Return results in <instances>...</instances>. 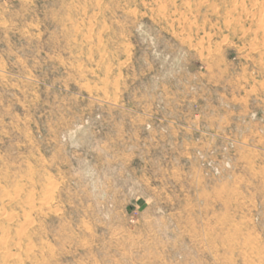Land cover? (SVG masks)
<instances>
[{
	"label": "rangeland",
	"instance_id": "rangeland-1",
	"mask_svg": "<svg viewBox=\"0 0 264 264\" xmlns=\"http://www.w3.org/2000/svg\"><path fill=\"white\" fill-rule=\"evenodd\" d=\"M0 264H264V0H0Z\"/></svg>",
	"mask_w": 264,
	"mask_h": 264
},
{
	"label": "bare ground",
	"instance_id": "bare-ground-1",
	"mask_svg": "<svg viewBox=\"0 0 264 264\" xmlns=\"http://www.w3.org/2000/svg\"><path fill=\"white\" fill-rule=\"evenodd\" d=\"M82 167V166H81ZM80 169V168H79ZM86 174V173H85Z\"/></svg>",
	"mask_w": 264,
	"mask_h": 264
}]
</instances>
